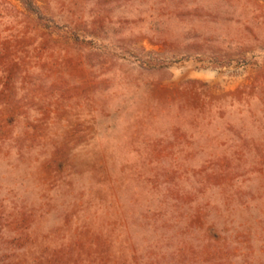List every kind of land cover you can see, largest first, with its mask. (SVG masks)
I'll return each instance as SVG.
<instances>
[{
	"label": "rangeland",
	"instance_id": "obj_1",
	"mask_svg": "<svg viewBox=\"0 0 264 264\" xmlns=\"http://www.w3.org/2000/svg\"><path fill=\"white\" fill-rule=\"evenodd\" d=\"M36 1L64 27L44 29L17 0H0V256L17 264L160 262L170 252L136 239L147 232L121 207L119 176L150 173L137 162L170 156L152 146L169 125L157 114L206 112L254 85L256 68L236 61L264 43V4ZM71 28L97 50L74 44ZM142 49L172 63L144 65ZM198 52L233 61L205 68L185 58Z\"/></svg>",
	"mask_w": 264,
	"mask_h": 264
},
{
	"label": "trees",
	"instance_id": "obj_2",
	"mask_svg": "<svg viewBox=\"0 0 264 264\" xmlns=\"http://www.w3.org/2000/svg\"><path fill=\"white\" fill-rule=\"evenodd\" d=\"M17 1L44 29L64 27L36 0ZM85 34L83 30L81 39L71 28V41L96 51ZM142 52L144 65L172 63L158 52ZM189 55L185 58H195L205 68L233 61L231 54ZM237 56L238 67H254L257 74L254 85L244 87L243 98L228 97L206 112L157 114V123L166 120L169 125L152 146L157 154L167 151L170 156L137 162L139 170L151 166L150 173L119 176L126 197H115L128 211L131 226L148 233L136 239L170 252L153 264H264V43L258 49L243 48ZM85 59L91 61L89 53ZM5 217L0 210V230ZM0 264L17 263L12 255H3Z\"/></svg>",
	"mask_w": 264,
	"mask_h": 264
}]
</instances>
